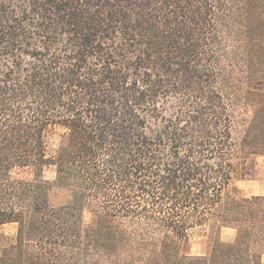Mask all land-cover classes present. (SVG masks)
<instances>
[{"label":"trees","instance_id":"trees-1","mask_svg":"<svg viewBox=\"0 0 264 264\" xmlns=\"http://www.w3.org/2000/svg\"><path fill=\"white\" fill-rule=\"evenodd\" d=\"M257 156L264 0H0V264H264Z\"/></svg>","mask_w":264,"mask_h":264},{"label":"rangeland","instance_id":"rangeland-1","mask_svg":"<svg viewBox=\"0 0 264 264\" xmlns=\"http://www.w3.org/2000/svg\"><path fill=\"white\" fill-rule=\"evenodd\" d=\"M60 130L54 132L50 139V147L55 150L60 142ZM256 169L252 175H246L239 177L235 184L240 189L241 194L245 196H250L253 194H258L264 196V156L255 157ZM56 171L54 166L47 167L45 169L46 178L53 180L55 178ZM68 199L67 192L64 190L56 189L52 194V200L55 204L64 203ZM91 218V213L89 211L85 212V220L89 221ZM17 223H8L2 227L3 232L8 235H14L17 232ZM209 230L203 226H198L190 231V244L191 253L202 254L207 251L209 246L206 234ZM234 236V230L223 229L222 237L224 239H230Z\"/></svg>","mask_w":264,"mask_h":264}]
</instances>
